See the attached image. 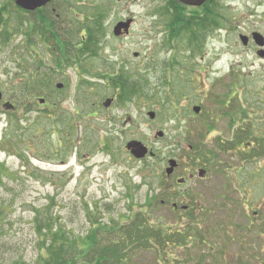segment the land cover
Returning a JSON list of instances; mask_svg holds the SVG:
<instances>
[{"label": "rangeland", "instance_id": "374dc122", "mask_svg": "<svg viewBox=\"0 0 264 264\" xmlns=\"http://www.w3.org/2000/svg\"><path fill=\"white\" fill-rule=\"evenodd\" d=\"M13 3L0 0V264H35L45 254L35 221L45 217L53 219V231L60 227L76 240L97 234L75 264H93L105 249H126L120 264H263L264 153L250 162L236 148L219 153L187 194L193 217L170 212L169 200L184 206L187 195L172 197L162 186L173 181L162 182L168 159L195 166L197 152L213 153L233 140L225 116L233 106L264 101V60L250 38L245 46L238 37H264V0H212L209 9L225 17L224 25L202 28L196 43L172 17L175 3L183 16L201 14V7L177 0H51L44 10L71 44L66 51L25 33L34 11L19 15ZM95 10L106 13L98 53L75 59L82 18ZM126 19L128 33L115 37L114 25ZM115 72L129 77L127 90L135 93L123 103L111 81L95 77ZM216 111L223 117L218 123ZM253 114L251 124H261ZM129 141L145 146L146 156L134 158ZM136 217L163 233L160 243L124 239L118 228Z\"/></svg>", "mask_w": 264, "mask_h": 264}, {"label": "trees", "instance_id": "16d2710c", "mask_svg": "<svg viewBox=\"0 0 264 264\" xmlns=\"http://www.w3.org/2000/svg\"><path fill=\"white\" fill-rule=\"evenodd\" d=\"M211 2L212 0H207V2L200 8L201 14H189L188 16H183L181 13L180 4L175 3V7H179V9L176 10V8L174 7L175 13L172 17V25L176 26L179 30L180 24L185 23L186 32H191L188 36L189 41L192 42V40H194L195 43L197 42V39L202 38L201 36L205 35V33L202 35V28L205 29L207 27L205 30L215 28L217 29V31L220 30V28L224 25L223 21L225 20V17L219 12L214 13L213 11H210L209 8H214L216 6V4H212ZM12 6L15 10L19 11V15L27 13L19 9L18 7H15L14 5ZM45 7L38 8L34 11V21L32 22L31 27L27 28V30L29 31H26L25 33L30 34V31H32L34 35L39 34L40 38L43 37L45 39H52L54 42L61 45L64 51L68 50L66 44H71L66 41V39H64L65 37L63 36V34L61 35L62 37H60L58 32L53 30V28L56 27V17L52 18L48 16V14L45 13ZM100 8H102V6H100ZM6 12L7 10L5 9V13ZM105 14L106 13H104V11L97 12L95 10V14H93V12L89 14L86 13V15L82 18L84 23H81V28L78 30L79 41L78 47L76 48V50L78 49L77 51H79V54L87 53L89 55H95L98 53V45L101 43L104 34L103 24ZM0 21H4V15L0 14ZM59 38L62 40H60ZM56 39L59 42H57ZM118 77L124 76L115 72L113 75L108 77V80L111 81V83L114 85V91H119L120 95L118 96V101H120V103H123L130 100L135 93H133V87L127 90L131 85V82L126 79L129 78L128 76L124 77L125 79H118ZM38 78H40V76H34L33 81L38 80ZM0 168H3V165L0 164ZM142 215L144 216L143 213ZM140 217H136V220L132 223L118 228L119 232L123 234L124 239L127 237V242L131 243L139 241L140 243L146 244V242L149 241V237H154L160 243L161 241L159 240V238L163 233L151 229V226L149 225L145 226L144 224L147 223V221H145L144 218V220L140 219ZM35 221L38 225L37 233L41 235V237L45 238L42 241V248L44 249L45 254L40 257V259L35 264H75L76 257L83 256L85 253L87 254L97 241V234L95 232H90V234L87 233L84 237L76 240L74 237L69 235V232L67 234L62 233L60 227L53 231V219L51 217H45V219L36 218ZM39 221L41 222V224H39ZM103 252V257L99 256L98 258H96V260H105L103 258H106V253L109 254L107 255V257L110 258V253L116 252V250L113 251L105 249L103 250ZM12 264L27 263L21 261ZM95 264L101 263L98 262Z\"/></svg>", "mask_w": 264, "mask_h": 264}, {"label": "flooded vegetation", "instance_id": "af4514ba", "mask_svg": "<svg viewBox=\"0 0 264 264\" xmlns=\"http://www.w3.org/2000/svg\"><path fill=\"white\" fill-rule=\"evenodd\" d=\"M253 32L250 33L249 37H248V42H249V38L251 40V42L253 43L252 39H251V34ZM248 45V43H247ZM254 43L250 46L254 48ZM256 46V45H255ZM257 47V46H256ZM258 50H256V55L261 58L262 60H264V57H260L258 55L259 52V48L257 47ZM75 59H79L80 57H84L86 55L89 54H79V51L75 53ZM95 77L97 78H102V79H107V76L102 75H96ZM251 104L247 107V109H244L243 106L238 107V106H233L231 111L229 113H226L225 116L227 115V117H230V121L229 124L232 125L233 127V132H234V138L233 140H230L228 144H225L222 148H217L214 149V152H207L205 151V149H203L202 151H199L196 153V155L193 156L192 159V163L195 166H183V168H181L180 163L177 159L175 158H170L167 160V165L164 169V176H165V180L162 182V184H164L167 181H173V182H168V185H163L162 188L168 192H170V195L173 197L174 195H177V197H182L184 196L183 194L187 195L188 193L191 192L192 187L191 185H194L195 181L200 180V179H205L207 177V175L210 174L209 169H207V165L208 164H215L218 160V155L219 153L222 152H228V151H233L235 148L237 150H239L240 152V159H242L243 161H248L250 162V159L252 157H258L261 153H264V108H263V103L264 101L260 100L257 101L256 103H253L252 101H249ZM103 106V103H102ZM198 106V105H194L192 106L191 109H193V107ZM200 106V105H199ZM198 106V107H199ZM256 108L258 110H254L253 108ZM261 109V110H259ZM201 107H199V112L200 113ZM196 113V114H198ZM253 113H258L260 115V120L258 119V121H262L261 124H251V120H256L254 119L253 115L255 116V114ZM233 117L237 118V123H238V128H236L234 126V120ZM222 115L219 111H216L214 113V117H213V121L215 122V120L218 121L220 119H222ZM230 125V126H231ZM250 138H254V141L248 142ZM256 146L255 149L252 151V146ZM250 150V151H249ZM252 151V152H251ZM250 155L246 156L245 154H249ZM174 160L175 161V166L173 167V170L171 173L167 174L166 173V169L169 167V161ZM197 162H200L202 164H200L198 166ZM202 166L204 168H202ZM225 172V170L223 171ZM175 185L178 187H182L181 190H177L173 187H175ZM188 188V189H187ZM169 194V193H168ZM191 196H184V199L187 201L186 205H177V203L175 201H173V199L171 198L169 201L170 202V212L171 213H180L181 216H192L193 217V205L189 204ZM224 198V197H221ZM247 198V197H246ZM168 201V198L166 196H163L160 198V202L161 205L165 204V202ZM121 248V247H120ZM125 250H118L117 253L113 252L110 253V259L108 260L109 257H107V255L105 256L106 258H103L105 260H96L93 259V264L95 263H101V264H120L121 262H123V259L125 258V255L127 256V254H125L124 252ZM103 257V255H101ZM94 257V256H93ZM264 263V262H263Z\"/></svg>", "mask_w": 264, "mask_h": 264}, {"label": "water", "instance_id": "95a60500", "mask_svg": "<svg viewBox=\"0 0 264 264\" xmlns=\"http://www.w3.org/2000/svg\"><path fill=\"white\" fill-rule=\"evenodd\" d=\"M50 1L51 0H14V3L18 8H20L22 10L35 11L36 9H38L40 7H44L45 5H47ZM177 1H179L180 3L187 5V6L200 7L207 0H177ZM131 22H132L131 19H126L125 21L117 22L113 27L112 33L115 36H120L122 33L127 34L129 31V27L131 25ZM252 38L258 46L262 47L264 45V39H263L262 35H260L259 33L254 32L252 34ZM247 40L248 39L246 36L240 35V41L243 45L247 44ZM258 55L260 57H264V50H260L258 52ZM61 86H62L61 84H58L57 88H61ZM41 102H43V100H41ZM109 104H110V99L105 100V102L103 103V105L105 107H108ZM193 111L195 113H198L199 107H197V106L193 107ZM148 115L151 118H153L154 112H149ZM156 135L162 136V132H157ZM126 148L130 151V153L135 158H143L147 153V148L144 147L140 142H137V141H129L126 144ZM174 166H175V161L174 160L169 161V167L166 169V173L167 174L171 173Z\"/></svg>", "mask_w": 264, "mask_h": 264}]
</instances>
